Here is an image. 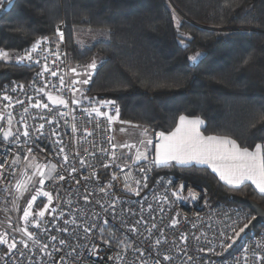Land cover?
Listing matches in <instances>:
<instances>
[{
    "label": "built area",
    "instance_id": "1",
    "mask_svg": "<svg viewBox=\"0 0 264 264\" xmlns=\"http://www.w3.org/2000/svg\"><path fill=\"white\" fill-rule=\"evenodd\" d=\"M57 29L63 33L62 41ZM65 31L66 24L60 22L55 36H43L47 40L33 53V61H17L34 68L29 82L11 79L0 88L3 116L0 119V163L5 165L0 169L3 173L0 176V236L8 233L9 241L14 238L18 242L16 249L0 244V264H264L261 259L264 257V224L243 240L241 246L247 249L245 252L241 246L230 253H227L229 249L222 247L231 242L226 237H232V228L239 231L249 223L254 216L250 209L235 204H214L204 185L192 183L174 173L154 177L157 166L151 164L152 154H149L148 161L125 160V153L131 150L124 152L116 144V120L109 122L106 117L89 116L83 111L95 106L102 112L115 115L119 105L113 99L86 95L90 82L83 87L72 84V81L79 80L72 71L73 66L80 69L83 65L71 62ZM32 44L18 54L30 50ZM37 60L39 63L35 62ZM45 63L50 71L37 76ZM53 71L57 72L56 76L51 75ZM61 77L64 85L59 83ZM40 88L45 91H38ZM73 88L78 91L73 92ZM47 93L68 100L69 106L53 104ZM5 95L12 97V101L5 100ZM74 99L81 100V103L75 104ZM17 100L23 103H17ZM96 101L115 103L101 106ZM37 102L46 103L49 108H32L31 105ZM25 108H28L27 113ZM9 114L13 118L15 135L5 140L2 133L9 127ZM22 116L29 125V137L23 136ZM53 117L54 123L49 124ZM41 123L45 127L39 134L35 129ZM73 124L76 131H73ZM53 127L60 133L59 138L49 134ZM58 140L63 144L59 145ZM61 146L69 157L67 162L62 155H57ZM29 147L32 148L31 155L27 152ZM17 156L20 162L12 164ZM36 163L56 164V176L62 175L64 179L54 177L39 185L48 192H52L55 186L60 190L58 202L52 207L56 211L45 214L40 228L35 227L31 217L27 225L22 222L21 229L27 226L36 237L24 247L21 240L27 237L23 232L21 237L14 233L10 206L20 193L16 183L29 176L37 177L33 176L34 169L29 167ZM72 168L77 171L73 172ZM114 173L116 180H112ZM125 184L137 189L139 195ZM181 184L183 189L179 188ZM101 188L106 191L101 192ZM36 219L40 218L37 216ZM173 221L178 222L174 224ZM113 234H116L115 240ZM61 240L65 243L61 244ZM44 244L48 245L47 249L42 247ZM166 256L170 259H164Z\"/></svg>",
    "mask_w": 264,
    "mask_h": 264
},
{
    "label": "trees",
    "instance_id": "2",
    "mask_svg": "<svg viewBox=\"0 0 264 264\" xmlns=\"http://www.w3.org/2000/svg\"><path fill=\"white\" fill-rule=\"evenodd\" d=\"M0 12V49L9 53L55 36L64 22L71 62L101 59L86 95L116 101L124 122L168 132L180 115L200 117L205 134L249 149L264 143V0H5ZM82 36L94 38L84 43ZM33 73L0 59V88L11 79L27 83ZM163 173L204 185L214 204L247 208L230 199L235 194L264 207L251 184L230 187L208 167L172 163L157 166L154 177ZM261 225L245 229L227 253Z\"/></svg>",
    "mask_w": 264,
    "mask_h": 264
},
{
    "label": "snow or ice",
    "instance_id": "3",
    "mask_svg": "<svg viewBox=\"0 0 264 264\" xmlns=\"http://www.w3.org/2000/svg\"><path fill=\"white\" fill-rule=\"evenodd\" d=\"M59 32V29H57ZM64 38L63 33L59 32V39L62 41ZM47 40V37H42L37 39L32 45L30 50H24L23 54H17L15 59L19 62L24 61H33V53H36L41 44ZM54 55H58V53H53ZM201 53H197L190 57L193 62L198 61ZM0 59L2 60H9L10 56L9 53L5 50L0 49ZM46 59V58H45ZM39 63V61H35ZM96 68L95 62H92L90 65L87 66L85 70V74L88 78L83 80H76L72 81V84H87L89 82L90 74L88 73V69L94 70ZM50 71L48 69L47 64L45 63L42 72H38L37 76H42L44 72ZM72 71L75 73L76 69L73 68ZM52 76H56L57 72H51ZM79 75V73H77ZM59 83L64 85L63 77L60 78ZM19 87H23L20 85ZM65 87H67L65 85ZM73 92L78 91V89H71ZM40 92H44V88L38 89ZM48 99L52 101L53 104L63 105L64 107H68V100L59 97L53 96L51 93H47ZM4 99L11 102L12 97L5 95ZM85 99H90L85 97ZM17 103H23V101H16ZM75 104H80L81 100L74 99L73 101ZM97 104L101 106H108L112 105L114 101H96ZM32 108H43L48 109L49 105L46 103L37 102L31 105ZM83 111L87 112L89 116L92 114H96L97 116L106 117L109 122H113L119 118V108H116V114L111 115L108 112H102L100 107L93 106L90 110L83 109ZM24 112H28V108L24 109ZM58 115H64V113H58ZM0 119H3V116L0 115ZM44 119V117H41ZM55 121V117L52 120H49L48 123L52 124ZM21 123H23V136L29 137V125L27 124L25 118L21 117ZM8 129L3 131L2 135L5 140L12 138L15 134L12 131V124L13 118L11 114H9L8 120ZM204 124V121L198 117L190 118L185 115H180L178 118V123H176L173 130L165 132L160 131L157 133L159 138V142L154 146V156L151 158V164L153 166H169L170 162L175 161L181 165L191 164L193 161L200 164H207L209 165L212 170L219 174L221 180L225 181L228 185L232 186L233 188H238L239 186L243 185L246 181H251L256 189L261 194H264V143H257L255 144L254 150H250L247 147H241L235 140L231 139L228 136H216V135H209L205 136L200 131V126ZM44 123L39 124V126L35 129V131L39 134L43 133L44 130ZM73 131H76V127L73 124ZM144 134H147V129H143ZM50 135L59 138L60 133L56 130L55 127L51 128ZM90 134V133H89ZM59 145L63 144L62 140L57 141ZM141 144L144 145V150L141 151L140 149L136 150L135 153V161H148L149 160V148L148 145L152 144V140L149 139L147 141H141ZM115 147V145H113ZM125 147H135L134 145H125ZM102 151H104L102 149ZM27 152L29 155L32 154V148H27ZM78 154V153H77ZM57 155H62V158L65 162L68 161L69 157L65 153L64 147H59V151ZM115 153H112L113 158H115ZM20 162V157L17 156L15 159L11 161L12 164H17ZM83 163V162H82ZM4 163H0V169L4 168ZM29 167L34 169L33 176L39 177L38 183L39 185H44L46 180L53 179L54 177L63 180L64 176H56L57 165L56 164H31ZM103 167L107 168L108 165H103ZM73 172H76V168H72ZM141 171H145V169H141ZM3 173L0 172V176ZM33 177L29 176L26 180H20L16 183L15 187L17 190L23 195L25 192L28 191V185L32 182ZM117 176L114 173L112 175V180H116ZM125 179H128V174H125ZM146 179V177H145ZM172 181L169 180V183ZM139 184V181H136ZM112 185L109 183L108 187L110 188ZM125 187H128L131 191H134L139 195V192L135 188H131L130 185L125 184ZM184 185L181 184L179 186L180 189H183ZM101 192L106 191L105 188L100 189ZM190 195H195L194 193H190ZM38 197H46L48 203L44 204V206L37 212L35 215L33 214V204L37 202ZM85 200L88 199L87 196L84 197ZM53 196L50 192L45 191L43 187L37 188L35 194L31 195L30 200L27 202V206L23 211L22 219L25 222V225L29 222L30 217L32 218V222L35 224L36 228H40L43 222V218L45 217L46 212L49 211L50 205L52 203ZM253 208L255 209L257 215L261 218H264V208H261L257 204H253ZM51 211L54 213L56 211L55 208H51ZM40 219H36V217ZM257 216H252L249 220V223L244 224L243 227L239 228L237 231L235 228H232V237L226 239H230L231 242L227 245H222L225 250L230 249L233 245L237 242L238 238H241V233L245 232V229L249 228V224L253 220H256ZM178 221H173V223H177ZM105 224L108 223L107 220L104 221ZM16 231L23 232L24 236L27 239H22L21 243L24 244V247L28 246V241L35 240V233L29 231L28 227L25 226L22 229H16ZM63 231H67V229H63ZM90 231V229H89ZM53 240L56 237H52ZM182 239L186 240L187 237H182ZM61 244L65 243L64 240L60 241ZM105 243H110V241H105ZM157 244L160 243L159 240L156 241ZM0 244H6L9 249H16L18 246V242L13 238L11 241L8 239V233L0 236ZM44 249H47L48 245H42ZM124 250L126 251L127 248L125 246ZM242 252H245L247 249L242 245L241 246ZM209 251H214V249H209ZM21 255H23V251H21ZM119 255V254H118ZM164 259H170V257H164ZM264 259V257H261ZM246 262V258H245Z\"/></svg>",
    "mask_w": 264,
    "mask_h": 264
},
{
    "label": "rangeland",
    "instance_id": "4",
    "mask_svg": "<svg viewBox=\"0 0 264 264\" xmlns=\"http://www.w3.org/2000/svg\"><path fill=\"white\" fill-rule=\"evenodd\" d=\"M173 10L175 13L176 21L177 23H179L180 18H182V14L174 6H173ZM93 38L91 36L90 37L82 36L81 40L84 43H89L93 40ZM16 55L17 53H9L10 59L7 61L17 62V60L15 59ZM92 62H95V64L97 65L98 58H96L95 60H91L89 64H87L86 66H83L80 69H77V67L73 66L76 69L75 75L79 77V80L88 78V76L85 74V70L87 69V66L90 65ZM94 70L88 69V73L90 74V77L92 76ZM77 73H79V75H77ZM81 86L83 87L85 86V84H81ZM143 129H145V127H141L133 123L124 122L120 118L116 120L115 142L119 147L122 148L124 152H126L127 149L131 150L130 153H125V156H124L125 160H129L131 158L135 159V157L133 158L132 155H133V152H136L137 149H140L141 151L144 150V145L141 144V141H144V138L146 137L143 132ZM125 145H134L135 147H125ZM37 188H39L38 177H35L34 179H32V182L28 185V191L25 192L23 195L19 193L18 196H16L12 200L10 209L13 214V222H14L13 225L15 226L14 233L17 236H20V237L22 236L21 231H16V229H21L22 222L24 221L22 219L23 211L26 208L27 202L30 200L31 195L35 194V191L37 190ZM50 193L53 196V200L50 205L49 211L46 212V214H48L51 211V208L54 205H56V203L58 202L60 190L58 188H54V190ZM47 203L48 201L46 197H38L37 202L33 204V209H32L33 214L37 213L44 206V204H47ZM243 234L244 233H241V238L243 237ZM241 238H238L237 242Z\"/></svg>",
    "mask_w": 264,
    "mask_h": 264
},
{
    "label": "crops",
    "instance_id": "5",
    "mask_svg": "<svg viewBox=\"0 0 264 264\" xmlns=\"http://www.w3.org/2000/svg\"><path fill=\"white\" fill-rule=\"evenodd\" d=\"M4 1H5V0H0V4H2ZM8 53H9V52H8ZM100 62H101V59L98 58V63H97V65H96L95 70L93 71V74H92L91 78L89 79V82H90L91 79L93 78V76H94V74H95V72H96V69H97L98 65L100 64ZM0 115H2L1 110H0ZM185 116H186V115H185ZM188 117H190V116H188ZM190 118H196V117H190ZM198 118H200V117H198ZM200 119H202V118H200ZM202 120H203V119H202ZM203 121H204V120H203ZM177 123H178V121H177ZM204 125H205V121H204V124H202V125L200 126V131H201V133H203V135H205V136H209L208 134H205V133L203 132V127H204ZM138 126H140V125H138ZM141 127H144V126H141ZM145 128L147 129V134L145 135L146 137L144 138V141H147V140H149V139L152 140V144H151V145H148V148H149V154H152V155L154 156V146L159 142V138H158V136H157V133H159L160 131H154V130H151V129L147 128V127H145ZM210 135H213V134H210ZM216 136H221V135H216ZM231 139H233V138H231ZM233 140H234V139H233ZM250 150H254V148H252V149H250ZM142 151H143V150H142ZM172 163H175V164H177V165H181V164L176 163L175 161L170 162V164H172ZM192 164L199 165V166H205V167H208V168H209L214 174H216V175L218 176V178L220 179L219 174L216 173V172H214V171L212 170V168H211L209 165H207V164L196 163L195 161H193L191 164H187V165H192ZM183 166H184V165H183ZM220 180H221V179H220ZM221 181H222L223 183H225L226 185H228L225 181H223V180H221ZM246 183L251 184V185L253 186V188H254L258 193H260V192L258 191V189H256L255 185H254L251 181H246L244 184H246ZM228 186H230V185H228ZM241 186H242V185H241ZM230 187H232V186H230ZM239 187H240V186H239Z\"/></svg>",
    "mask_w": 264,
    "mask_h": 264
},
{
    "label": "water",
    "instance_id": "6",
    "mask_svg": "<svg viewBox=\"0 0 264 264\" xmlns=\"http://www.w3.org/2000/svg\"><path fill=\"white\" fill-rule=\"evenodd\" d=\"M230 199L236 203H239L241 205L246 206L247 208H249L253 213L254 216H257L256 220H253L251 222V224H249V228L247 229L249 232H253L260 224H264V218H261L257 215L255 209L253 208V204H257L259 205L261 208H264L261 203H259L258 201L250 198L248 195L245 196H240V195H231Z\"/></svg>",
    "mask_w": 264,
    "mask_h": 264
}]
</instances>
